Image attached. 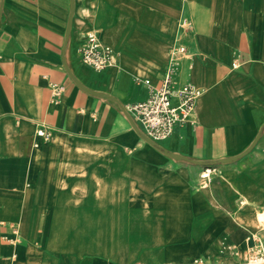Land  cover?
<instances>
[{
	"label": "crops",
	"instance_id": "0c3cea01",
	"mask_svg": "<svg viewBox=\"0 0 264 264\" xmlns=\"http://www.w3.org/2000/svg\"><path fill=\"white\" fill-rule=\"evenodd\" d=\"M91 32L113 65L82 62ZM174 49V87L201 95L155 143L126 107ZM183 166L208 173L200 194L159 203L168 244L153 252L172 258L159 264L243 259L264 221V0H0V264H106L126 230L111 223L128 222L113 195Z\"/></svg>",
	"mask_w": 264,
	"mask_h": 264
},
{
	"label": "built area",
	"instance_id": "2783aa9c",
	"mask_svg": "<svg viewBox=\"0 0 264 264\" xmlns=\"http://www.w3.org/2000/svg\"><path fill=\"white\" fill-rule=\"evenodd\" d=\"M79 53L82 62L95 70L113 65L116 56L114 48L103 42L95 32L85 35ZM177 61L176 49H174L159 85H154L149 78L136 77V82L143 83L148 88V96L126 107L139 124L143 136L155 143L169 138L177 126L192 119L197 100L201 95V90L192 84H184L180 88L174 87ZM38 133L44 135L45 131L40 129ZM263 213L264 210L260 212ZM258 228L257 232L251 234L253 243L248 246L241 260L227 262L223 259L201 256L188 262L168 264H264V221L259 219ZM223 251L232 256L241 254L235 245H225Z\"/></svg>",
	"mask_w": 264,
	"mask_h": 264
},
{
	"label": "rangeland",
	"instance_id": "374dc122",
	"mask_svg": "<svg viewBox=\"0 0 264 264\" xmlns=\"http://www.w3.org/2000/svg\"><path fill=\"white\" fill-rule=\"evenodd\" d=\"M203 171L202 169L195 170L188 166L167 169L159 175L149 176L151 180L135 184L136 187L134 188L115 191L113 208L122 209L124 214L120 217H126L128 222L120 223L117 221L111 223L114 227H121L122 225L126 230L122 231V233L120 229L115 230L111 247L109 241H107V247L114 251L104 254L107 260L106 264H159L172 259L153 252L155 246L162 245V247L166 248L168 244L166 222L163 215L166 209L164 205H159V203L163 204V201L168 199L170 195L185 198L188 196V190L193 193L194 197L196 194H200ZM125 201L126 203H124ZM260 216L261 214L258 213V219ZM135 217L142 219L138 223L144 231L142 230L139 234L135 233L133 237L131 236L133 234L132 230L137 223L131 219ZM108 224L110 226V223ZM83 226L84 224L80 223V228H84ZM123 233L129 234L125 242L128 246L123 248L124 250L128 249L129 260L122 263L118 259L119 253L116 250L122 249L120 246L122 243L120 234ZM101 244H105V242ZM134 244L142 245L137 253L132 252L135 249ZM102 255V253L97 254L98 257ZM132 255H135V258H131Z\"/></svg>",
	"mask_w": 264,
	"mask_h": 264
},
{
	"label": "bare ground",
	"instance_id": "6f19581e",
	"mask_svg": "<svg viewBox=\"0 0 264 264\" xmlns=\"http://www.w3.org/2000/svg\"><path fill=\"white\" fill-rule=\"evenodd\" d=\"M202 173H203V175H207V171H203Z\"/></svg>",
	"mask_w": 264,
	"mask_h": 264
}]
</instances>
